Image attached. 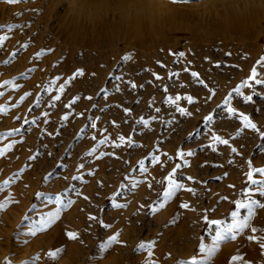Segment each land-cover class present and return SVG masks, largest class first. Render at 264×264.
I'll use <instances>...</instances> for the list:
<instances>
[{"label":"rangeland","instance_id":"374dc122","mask_svg":"<svg viewBox=\"0 0 264 264\" xmlns=\"http://www.w3.org/2000/svg\"><path fill=\"white\" fill-rule=\"evenodd\" d=\"M66 7L64 0H20L16 4L0 0V36L8 37L0 47V92L4 93L0 96V106L8 107L7 113H0V134H4L3 138L10 142L18 141L9 152L11 163L8 170L16 166L20 171L28 166L15 182H10L0 191V203L9 194L12 198V202L0 213V264H7L8 261L18 264L22 259L25 262L34 257H39L37 264H61L68 256L72 257V264H102L98 244L117 231L122 233L120 239L124 243L113 246L106 254L112 256L118 252L117 264L124 261L145 264L149 257L146 251L138 249V244L151 240L157 242L151 259L158 264H178L193 255L199 258L202 255L199 253V238L203 237L205 243L211 244L209 232H214V226L209 228L202 218L206 214L205 209L209 210L210 219L230 220L231 212L236 210L233 201L246 199L244 193L248 189L253 190V199L264 203V197L255 191L256 186L246 176L250 170L248 160L252 161L253 167H264V138L251 129H245L240 137L233 138L242 126L240 121L230 117L223 107H217L222 105L233 88L251 74L253 67L264 76V66L256 63L264 57V36L241 33L232 42L215 41L205 45L193 43L186 34L179 33L173 43L166 45L145 42L131 47L122 45L119 52H112L105 44L94 46L91 41L73 45L61 26ZM9 28L12 30L9 31ZM24 44L28 47H22ZM129 51L134 52V59L125 62L121 57ZM179 51H184L186 56L180 58L170 54ZM14 52L16 55L13 57ZM41 52L44 55L38 58L37 53ZM216 63H220L221 67H215ZM81 67L85 68L86 75L67 85L61 100L55 101V107H49L51 97L60 94L59 85ZM192 71L199 73V78L208 85L207 89L191 76ZM93 72L95 77L91 75ZM152 73L162 79L156 80ZM170 73L179 75L169 79ZM117 75L123 79L117 81L114 78ZM56 76H60L61 80L52 85L51 81ZM7 80L15 81L20 87L5 85ZM128 81L136 83L137 88L132 89ZM117 86L120 91H116ZM165 87H168L167 92ZM101 88L108 91L106 99ZM209 89L215 90L211 99H207L211 95ZM255 89L260 94L253 97V102L244 104L241 97L233 95V106L251 116L257 127L264 131V85H255ZM244 91L246 95L251 94V89ZM25 93L31 95L21 102L20 97ZM77 95L81 99L72 108H66L64 105ZM169 95H180V106L188 108L193 116L183 117L170 107L166 103ZM186 95H192L198 103L188 104L183 99ZM87 96L93 99L88 100ZM38 98L39 106L36 104ZM125 108L130 110V114L124 112ZM156 108L160 109L159 113ZM44 112L48 113L47 117ZM209 112L215 114V123L211 126L213 130L228 139L239 155L232 153L229 145H218L216 152L207 147L209 126L202 121ZM66 114L69 119L64 121ZM141 116L146 119L157 117L150 123L151 130L136 123ZM33 119H36L35 124L31 123ZM93 122L97 124L95 129L91 127ZM82 128L84 132L81 134ZM16 129L19 131H15L13 136H7L8 132ZM93 135L96 140L92 139ZM119 135H123L125 141L131 136L134 145L130 147L124 143L115 148L111 141L119 143ZM105 136L109 137V143L97 147L99 140ZM157 147L159 152H156ZM92 148L97 149L96 155L100 152L112 155L96 160L95 156L86 155ZM180 149L196 152V156L187 157L190 167H184L177 157ZM165 152L174 156V161L168 160L163 155ZM37 153L40 154L37 160H29ZM153 153L160 155V162L155 165L150 158ZM54 158L56 164L48 171L47 167ZM229 159L233 163L229 164ZM141 160L149 169L147 174L139 170ZM81 163L85 164L84 169H79ZM176 163L182 165L177 170L178 179L188 187H195L198 195L192 196L181 190L154 215L150 206L162 200L166 186V182L157 181H163ZM50 172L52 176L46 182L45 176ZM89 172L95 175L89 176ZM225 172L227 177L216 179ZM73 176H84L87 183L71 179ZM188 176L201 183L187 181ZM253 178L264 179L259 173H255ZM135 180L143 183L133 189L131 185ZM149 183H152L151 188ZM230 184L235 187L229 188ZM73 186L80 190V196L75 191H68ZM40 192L46 195H37ZM61 193L65 195V202L71 198L76 203L64 210L61 218L49 229L35 237L28 236V227L34 221L38 222L41 214L54 212L58 207L49 203L48 197L51 196L54 201L55 196ZM116 193L120 194L117 202L128 203L126 209L113 207L110 198ZM225 195L229 199L222 201L220 197ZM84 196H88L89 200L85 201ZM27 198L31 200L27 201ZM185 202L197 211L180 207ZM141 205L144 207L140 208ZM213 208L216 209L214 213L210 211ZM247 211L240 209L241 216H246ZM89 214L103 219L112 227L104 228L99 223L89 222ZM25 216L29 219L25 220ZM252 226L258 229L257 233L246 229L235 241L223 243L219 251L205 260V264H232L231 257L234 255L244 257L249 264H264V249L260 248L258 241L247 239L248 235L264 236V231H261L264 230V209H256ZM68 231H78L79 239L69 240L66 236ZM25 240L28 242L25 243ZM57 247L65 251L58 261L50 260L47 253Z\"/></svg>","mask_w":264,"mask_h":264},{"label":"snow or ice","instance_id":"6c2138e0","mask_svg":"<svg viewBox=\"0 0 264 264\" xmlns=\"http://www.w3.org/2000/svg\"><path fill=\"white\" fill-rule=\"evenodd\" d=\"M20 0H7V3L9 4H16L19 3ZM179 2H186V0H179ZM12 29L9 28V31H11ZM8 37L7 36H0V47H2L4 45L5 40H7ZM22 47L27 48L28 45L24 44L22 45ZM49 52H51V49H48ZM163 51V50H161ZM172 55H178V57L183 58L186 56V53L184 51H179L178 53H171ZM16 55V53H12V56L14 57ZM44 55L43 52L41 53H37V57L39 58L40 56ZM227 55H232V53H227ZM247 57H245L246 59ZM121 59L125 62H131L134 59V52L129 51L126 54H123ZM205 59H209L208 57H205ZM157 63H160L159 61H157ZM257 64L264 66V57H261L260 60H258L256 62ZM217 68L221 67L220 63H216L214 65ZM161 67H165L164 64H161ZM236 67H239L238 65H236ZM185 71H189L188 69H185ZM86 75L85 72V68L81 67V68H77L75 69L72 74L70 76H68L67 80H65L63 83H61L59 85L58 91L60 94L58 95H54L53 97H51L52 103L49 104V107H55V101H60L61 100V95H63L65 93V89L67 85H70L77 77H84ZM92 76H96V73L93 72L91 73ZM152 75L155 77L156 80H161L162 77L159 76L156 73H152ZM178 73H170L169 74V79H172L173 76H178ZM191 76L193 78H196L197 82L201 85H203L206 89L208 88V85L205 83V81L203 79L199 78V73L192 71L191 72ZM117 81H120L123 79L122 76L117 75L114 77ZM61 80L60 76H56L55 80L51 81L52 85H55L57 81ZM128 83L130 84L132 89H136L137 88V84L132 82V81H128ZM5 85H11L13 88H19L20 85L18 83H16L15 81L12 80H7L4 81ZM255 85H264V76L261 75L260 72L257 71L256 67H253L251 69V74L244 80H242L238 86H236L235 88H233L229 93L228 96L223 100L222 105H218L217 107H223L225 112L230 116V117H234L236 119H238L241 123V127H239V129L235 132V136L233 138L236 137H240L245 129H251L253 132L259 133V136L261 138H264V131H261V129L259 127H257V124L253 122V118L249 115H246L245 112L243 111H239L237 107L233 106V95H235L236 97H241L242 98V102L244 104H249L251 102H253V97L256 95H259L260 93H258L255 89ZM181 87H184L183 84L180 85ZM140 87H143V85H140ZM245 89H251V94L246 95L245 94ZM100 91L102 93L105 94V99L107 98L108 95V91L106 88H101ZM116 91H120L119 86H117ZM165 92L168 91V87H165L164 89ZM211 95L207 98V99H211L212 96L215 95V90L214 89H209ZM4 93L0 92V96H3ZM31 93H25L23 96L20 97V101L23 102L25 100V98L27 96H30ZM81 99V97L79 95L75 96L70 103L64 105L66 108H72L74 104H76L77 101H79ZM86 99L88 100H92L93 97L92 96H87ZM183 99L187 100L188 104L190 105H195L198 103V101L196 100L195 97H193L192 95H186L183 97ZM181 100V96L180 95H176L175 97L169 95L166 99V103L170 106V107H174L175 111L178 112L181 116L183 117H192L193 116V112L189 111L188 108L186 107H181L179 104V101ZM36 104L37 106H39L40 104V100L39 98L36 100ZM95 107V105L93 106ZM157 113L160 112L159 108L155 109ZM8 111V107L7 105H2L0 106V113H7ZM196 111L199 112V108H196ZM124 112L126 114H130V110L125 108ZM43 115L45 117L48 116L47 112H44ZM79 115H84L83 113H79ZM215 114L213 112H209L207 115H205L203 117V123L207 126H209V133H210V137H209V143L207 145V147L211 148V150L213 152H216L217 146L218 145H230V142L228 139L223 138L222 136L218 135L216 131L213 130V128L211 127L212 125H214L215 123ZM69 119V115H64L63 116V120L67 121ZM98 119V118H97ZM157 117L156 116H152L150 119H146L145 117L141 116L139 117V119L136 121L137 124L142 125L145 129H150V123L151 121L156 120ZM175 118H173L174 120ZM25 123H28L27 120L24 121ZM47 121H45L46 123ZM31 123L35 124L36 123V119H33L31 121ZM113 124H115V121L112 122ZM168 123H172V121H168ZM91 127L93 129H95L97 127V124L95 122H93L91 124ZM117 127H119V125H117ZM15 131H19V129H16L12 132H8L7 136H13ZM105 131H107L105 129ZM81 134L84 132V129L82 128L80 130ZM51 135V134H50ZM4 134H0V138H3ZM93 140H96V136L93 135L92 136ZM118 140L119 143H117L116 141H111V143L113 144V146L115 148H120L124 143H127L130 147H132L134 145V141L132 140L131 136L128 137L127 141H125V137L123 135H119L118 136ZM18 143L17 140H12L10 143L6 144L3 148H0V156H4L6 153L10 152L12 150V148ZM109 143V137L105 136L104 139L99 140L98 145H104ZM136 147H140V145L136 144ZM96 148H92L90 151H88L86 153L87 156L92 157L95 156L96 160H100L101 158L105 157V156H110L112 155V153L110 152H100L99 155H96ZM160 148L157 147L156 148V152H159ZM231 152L232 153H236L237 155H239L237 148L235 147H231ZM38 155H40L39 153H37L36 155H32L29 157V160L31 161H35L37 160ZM48 155H52L51 153H48ZM164 156L167 157L168 160H172L173 157L168 155L166 152L163 153ZM177 157L179 158L180 161L183 162V166L184 167H190V160L187 159V157H194L196 156V152L194 150H189V151H184L183 149H180L177 151ZM151 162L155 165L158 164L160 162V155H157L155 153L151 154ZM228 163L231 164L233 163V161L231 159L228 160ZM162 166V165H161ZM220 167H223V165H219ZM247 166L250 169L249 171L246 172V176L248 181L251 182L252 185H255V191L258 192L260 194V196L264 197V179H254V174L255 173H259L261 175V177H264V167H253L252 166V161L248 160L247 161ZM27 165L25 166V168H22L19 172L15 173L13 177H11L9 180L4 181V185L2 187H0V191H3L4 188H6L10 182H15L16 179H18L23 173L24 171H26L27 169ZM182 167L181 163H176L175 166L171 169V171H169L167 173V175L164 177L163 181H157V183H164L166 182V186L163 189L162 192V200H158L157 202H155L153 205L150 206L151 208V212L155 215L156 213H158L159 211H161L162 209H164L166 207V205L169 204V202L171 200H173L174 197L177 196V194L179 192H181V190H184L188 193H190L192 196H197L198 192L197 189L195 187H188L186 186V183L181 182L178 179L177 176V170L180 169ZM85 168V164L81 163L79 164V169H84ZM139 170L142 173L147 174L149 172V169L145 166V163L143 160H141L139 162ZM89 176H94L95 173L94 172H89L88 173ZM52 176V173H48L47 176H45V181L47 182L50 177ZM228 176V173L225 172L223 174L222 177H217L216 179H223L225 177ZM67 179V177H65ZM71 179L73 180H80L83 181L84 183H87V180L85 179L84 176H73L71 177ZM187 181H191L194 184H199L201 183L200 181L196 180L194 177L192 176H188L187 177ZM141 183H143V181L140 180H135L132 181V188L136 189ZM101 187H103V184L100 185ZM121 187H125V185H121ZM148 187L151 188L152 187V183L148 184ZM229 188H234V185H228ZM68 191H75L77 196L81 195V192L79 189L75 188L74 186L70 189H68ZM252 189H248L245 193L244 196L246 197V199H236L233 201V203L236 206V210L232 211L230 216L231 219H210L209 215L207 214L209 212L208 209H205V213L203 215V220L206 222V224L209 226V228H212L214 226V232L210 231L209 235L211 236V244H207L204 242L203 237H200L199 240V253L202 254L199 258L196 255H193L191 257V259L189 260H181L178 262V264H205V260L207 258L212 257L217 251H219L221 245L223 243L226 242H230V241H235L237 239L238 236H241L244 234L246 229H250L251 233H257L258 229L256 227L252 226V220L254 218L256 209H264V203H261V201L259 199H253L252 196ZM37 195L43 197L46 194L43 192L38 193ZM119 193L114 194L110 199L112 200V204L113 207L115 209L118 210H122V209H126L129 205L126 202H117V199L119 197ZM85 201L89 200L88 196H84L83 197ZM220 199L222 201H227L229 199V197L227 195L225 196H221ZM12 202V198H11V194H9V196L2 202L0 203V213H2L6 207ZM48 202L49 203H55L56 205H58V207L56 208V210L54 212H48L45 214H41L40 216V220L38 222H33L31 224L30 227H28L27 230V235L31 236V237H35L38 233H42L44 232L46 229H49L53 224H55L56 221H58L61 218V214L64 210L71 208L76 201L68 198L67 202H65V195L63 193L61 194H57L55 196V199L53 201L52 197L49 196L48 197ZM144 205H141L140 208H143ZM180 207L184 208V209H190L193 212H196L197 209L193 206H191L188 202L182 203L180 205ZM240 209H247V215L246 216H241L240 214ZM211 212H215L216 209H211ZM139 213V209L137 210V214ZM25 220H28L29 217L25 216L24 217ZM87 220L89 222H95V223H99L100 225H103L104 228H111L112 225L110 223H106L103 219H99L97 216L89 214L87 217ZM264 231V230H261ZM122 233L117 231L115 232V234H110L108 236V239L102 243L98 244V247L100 249V256L99 259H104V257L106 256V254H108L110 252V250L113 249V246H118V245H122L124 242L120 239ZM66 236L69 240L75 241L78 240L80 237V233L78 231H68L66 233ZM248 240L250 241H258L259 242V246L261 249H264V236H256V235H248L247 237ZM28 241L25 240V243H27ZM156 241L155 240H151L148 242H144L141 241L138 244V249L140 251H146L147 255L149 257V259L145 262V264H158L157 261L152 260L151 257L153 256V249L156 247ZM65 251V249L57 247L56 250L54 251H49L47 253L48 257L50 260L53 261H58L61 258V254ZM39 260V257H34L29 261H25L24 264H37V261ZM231 262L232 264H236V262H242V264H249L248 261L244 260V257L240 256V255H234L231 257ZM7 264H12L11 261H8Z\"/></svg>","mask_w":264,"mask_h":264},{"label":"clouds","instance_id":"9594fccd","mask_svg":"<svg viewBox=\"0 0 264 264\" xmlns=\"http://www.w3.org/2000/svg\"><path fill=\"white\" fill-rule=\"evenodd\" d=\"M62 28L73 44L91 41L119 52L145 42L173 43L179 33L193 43L232 42L243 33L264 36V0H64ZM119 253L102 264H117ZM18 264H24L23 259ZM61 264H72L65 257ZM123 264H128L124 261Z\"/></svg>","mask_w":264,"mask_h":264},{"label":"bare ground","instance_id":"6f19581e","mask_svg":"<svg viewBox=\"0 0 264 264\" xmlns=\"http://www.w3.org/2000/svg\"><path fill=\"white\" fill-rule=\"evenodd\" d=\"M10 143L9 140L5 139V138H0V148H3L6 144ZM9 152L6 153L4 156H0V187H2L4 185V181L9 180L11 177L14 176V174H12L13 172H19V170L17 168H13L12 170H8L9 169V164L11 163L9 161ZM174 156H173V161H174ZM56 159L54 158L53 161L51 162V164L47 167L48 171H51L53 169V167L56 164ZM6 167V169H5ZM31 200V198H27V201ZM136 240L133 241V244L135 243Z\"/></svg>","mask_w":264,"mask_h":264}]
</instances>
